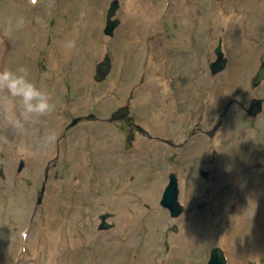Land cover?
I'll use <instances>...</instances> for the list:
<instances>
[{
    "label": "rangeland",
    "instance_id": "obj_1",
    "mask_svg": "<svg viewBox=\"0 0 264 264\" xmlns=\"http://www.w3.org/2000/svg\"><path fill=\"white\" fill-rule=\"evenodd\" d=\"M222 1L161 0L159 4L160 27L172 41L171 48L166 50L162 60V63L172 67L165 69L166 72L162 74V78L165 75L172 77L176 81L175 86L178 82H182L181 89L186 93L191 91L193 93L196 87L201 86L208 97L219 93L218 103L223 95L224 102L211 111L208 117L193 121L192 117L197 113L198 105L185 100L176 101L174 108L183 113V116L177 122L163 126L159 135H154L145 122L149 119L151 111L159 104V99L155 101L156 105L153 102L150 109L144 103L142 87L138 86L140 90L135 87L139 82L134 83L136 77L140 79L142 77V66L146 69L149 64L145 62L143 65V61L136 58L138 45L129 50L121 49L122 42H127L125 37L119 34V29L123 24V17L120 15L122 0H119L120 7L115 16L111 17L120 19V24L114 29L113 35L105 33L107 13L113 0H40V3L34 6L29 0H0V33L5 34L4 25L8 19L15 21L23 17L25 21L23 29L10 37L11 52L8 51L5 56L0 49V66L2 67L1 58L3 57H5L7 68L16 69L23 66L21 61L24 54L28 48L32 49V56L27 60V67L31 66L32 70L30 71L31 78L38 86L42 85L49 92L51 102L55 106L49 116L40 118L41 123L37 126V135L42 137L47 131L44 121L48 117L59 113L61 120L59 135L54 145L58 151L52 158L46 159L43 167L37 172L29 166L28 158L21 153L18 158L14 159L15 162L11 166L8 149L11 146V149L18 150L17 141L21 136H18L6 124L0 125V172H3V175L0 173V264H88V255L97 251V246L104 247V242L99 240V236H107L111 239L115 231L121 228L120 210L112 207L106 199L116 190L132 198L133 202L139 201L146 210H149L152 204L149 200L143 199L141 194L149 189L148 185L150 186L154 177H160L161 174H163L161 175L163 184L158 189L157 204L162 211L166 212L169 219L163 218L160 224H156L159 220L151 219V224L155 227L153 229L154 250L157 251L155 258L166 259L173 252V264H208L212 247L225 246L220 241L211 242L212 239L196 226L194 229L201 237V244L196 242L191 247L189 246L185 254L176 253L170 238L171 234L181 231L182 224L179 220L187 211L204 210L207 212L212 203L216 204L214 210L211 209L214 214H217L218 210L231 212L236 207V189L225 181H219L220 178L214 180L212 167L216 155H210L209 147H204L200 143L194 145L195 136L198 133H203L206 138L213 139L219 137L221 130L224 131L222 144L228 161L229 159L242 160L244 156L249 155L252 159H259V163L245 170L246 172L255 168H264V108L255 117L248 113L251 99L254 96L264 97V80L257 87L253 84L257 71L264 62V52L257 57L244 56L239 53L236 58L242 62L243 69L238 71V77L241 79L248 77V89L240 94L228 92L225 74L230 75L235 57L227 47L226 25L222 23L218 29L211 25L215 21L213 5ZM180 2L186 6L187 13L193 14L190 25L189 23L183 24V19L179 15L178 4ZM89 4L103 8L99 24L94 19H87L91 26L99 30L95 33L99 34L98 45L87 46L90 43V35L86 31L80 36L73 37L74 41H79L76 48L79 53L69 55L56 51L54 36L58 34L57 27L60 23L72 26L76 22L80 26L83 16L92 13L89 11ZM224 9L227 13L231 10L230 8ZM200 20L202 25L198 29ZM60 33L61 31L58 35H61ZM184 33L186 38H184ZM263 36L264 31L259 34V38L263 39ZM220 40L223 42L228 64L223 70L212 75L210 63L216 58L215 48ZM183 42L188 47L184 48L177 44ZM255 42L261 43V41ZM2 44L5 45V43ZM105 53H109L112 57L113 69L107 79L98 82L95 79L96 66ZM52 55H57L58 62L60 60L61 65H65V69L61 72L51 62ZM180 55L182 61H177L176 64L173 60L175 57L178 60L177 56ZM171 61L174 65L170 64ZM59 74L60 76L57 77ZM181 76L186 82L181 80ZM54 78H58L59 82L56 83ZM195 101L196 104H205L203 101L199 103ZM122 105L130 106L134 119L110 121L112 112ZM234 107L239 108L241 112L236 113L235 120L228 124L227 118L231 117L230 114ZM74 117L81 119L74 126H70ZM219 119L222 120L219 122ZM50 120L52 122V119ZM80 127L89 137H93L99 145L103 146L101 148L103 151L97 153H94L92 149L84 148L85 161L90 167L85 177L73 171V159L68 155L69 147H76L75 144L79 142L73 133ZM129 133H132V146L126 148ZM141 135L156 141L158 145L154 151L147 152L145 159L140 161L138 158H132L137 149V140ZM62 139L66 140L61 145ZM21 141L29 149L35 151L40 149L36 144L35 136L31 135L30 141H24L22 138ZM188 144L193 145L192 152L199 151V154H191L192 157L187 159V162L180 163V152ZM113 145L116 148L114 154L110 152ZM102 152H105L107 159L110 154L111 159L106 161L100 159ZM206 158L209 159L206 160ZM225 159L223 156V161ZM22 160L25 164L19 171ZM133 160L138 161L140 165H134ZM104 162L109 167L102 172ZM227 164L232 165L233 163L228 162ZM202 169L209 170V175H201ZM172 171L179 176V201L185 206L184 213L179 216H172L170 209L161 202L163 190L169 181V173ZM154 172L160 174L155 175ZM182 173H186L191 179L193 190L200 189L202 198H196L191 203L183 201L184 177ZM149 175H152L150 179H148ZM81 181H83V187L75 191V188L81 185ZM43 185H45V194L42 204L39 205L37 201ZM51 185L58 188V197L54 199L57 201L58 214L50 209L46 210ZM106 212L111 213L112 216L108 217L107 221L113 223L114 226L100 228L103 223L100 214ZM88 220L93 222L92 227L88 225L90 223ZM37 225H39L38 228ZM144 225L145 221L142 220L140 228ZM203 225L205 226V222ZM44 226H50V238H48L49 244L41 247L42 245L38 244L40 236L37 233L41 230L43 234ZM71 235L77 237L81 249V257L75 260L72 256L62 258V252L73 245L69 243ZM259 237L258 233L252 232L250 240H257L260 250H263L264 238ZM60 242H63V249L59 246ZM237 242L236 240L232 242L239 255L237 264H264V252L255 255L257 251L254 253L251 251L245 256L246 250H240ZM105 244L107 245L105 250L111 254L110 264H123L125 260H122V255L124 254L116 252L109 242ZM236 252L232 250V257L235 259L237 258ZM128 253L130 258L136 255L135 250L131 248ZM145 256L148 258L150 254L146 253Z\"/></svg>",
    "mask_w": 264,
    "mask_h": 264
},
{
    "label": "bare ground",
    "instance_id": "obj_2",
    "mask_svg": "<svg viewBox=\"0 0 264 264\" xmlns=\"http://www.w3.org/2000/svg\"><path fill=\"white\" fill-rule=\"evenodd\" d=\"M29 2L32 6L35 5L32 0H29ZM36 3L39 4L40 0H36ZM160 3L161 0H154L152 2H149L148 0H122L120 15L123 17V24L119 29V34L122 35L123 38L125 37L127 41L126 43L122 42L123 47L121 49L129 50L133 46L138 45V48L136 49V58L141 59L143 65L145 62L149 64L146 69H143L142 66V77L140 79L137 76L134 83L139 81L135 87H137V89L138 86L142 87L141 93L145 99L144 103L150 109L153 102L154 105H156L155 101L159 99V104L151 111L149 119L145 122L150 132L155 135L161 133L163 126L173 124L183 116V113L174 108L176 101L179 102L180 100H185L193 105H198L197 113L192 117L193 121L203 119V114L205 112L210 113L211 111H214L220 103L224 102L223 95H221V99H219L218 103L217 99L219 93L208 97L207 93L203 92L201 86L196 88L193 93L192 91L186 93L181 89L182 86L179 82L174 86L173 78L170 79V82L165 80V76L162 78L165 69L167 67H172L168 64L162 63L166 50L171 48L172 41L163 33L164 31L160 27ZM178 6L180 8L179 15H181L183 19V24L189 23L190 25V20L193 18V14L187 13V8L182 2H180ZM213 6L215 21H213L211 25L215 29H218L222 23L226 25L227 47L235 57L230 75L225 74L227 76L228 92L238 94H240V92L245 93L248 89V77L245 76L242 79L238 77V71L243 69V65L236 57L239 53L244 56L257 57L264 52V38H259V34L264 31V0H223L222 2L215 3ZM224 8H230L231 10L227 13ZM89 11L92 13L83 16L80 26L77 25V22L76 24H72V26L70 24L60 23L57 27V32L59 34V31H61V35L56 33V36H54V46L56 51L69 55L76 52L79 53L76 49L79 45V41H74L73 37L80 36L86 31L90 35V43L87 46L92 47L94 44L98 45L99 34L96 35L95 33L99 30L95 26H91L87 19H94L96 23L99 24V22H101L103 8L89 4ZM202 15L204 14L202 13ZM94 16L95 18H93ZM201 25L202 22L200 20L198 21V29ZM211 25L210 28H212ZM185 31L189 34L187 30ZM184 38H186L185 33ZM68 41H74L75 47L70 50L65 49L64 45ZM255 41H261V43L259 44ZM177 44H180V46L184 48L188 47L184 42ZM235 44L236 46H234ZM7 47L8 49L4 52H11V38L8 36ZM0 48H3L1 34ZM86 54L88 56V53ZM31 56L32 49L28 48L21 61V63H23L22 65L28 68L29 72H32V70L31 66L27 67V60ZM177 57L179 58L176 60L175 57L176 64L177 61H182L181 55ZM1 62L2 66L4 65V68H6V62L3 64V58H1ZM51 62L54 64L55 68H59L60 72L65 69V65H61L60 60L58 62L57 55L51 56ZM59 76L60 74L57 77ZM54 81L57 83L59 82V79L54 78ZM161 84H163V86H161ZM201 95L203 96L202 98ZM241 98L243 99L242 96ZM195 100H197L198 103L199 101H203L205 104H196ZM233 112L230 114L231 117L227 118L228 124L229 122H233L236 118V113L241 111L239 108L234 107ZM50 119H52L53 123ZM44 123L47 125V130L53 129L59 135L58 131L61 126L59 113L52 117H48ZM1 124L5 123L0 120V125ZM224 134L223 131V133H221L222 138L215 137L210 139L206 138L203 133H198L195 136L196 143L194 145H199L200 143L204 147H209V151L211 152V154H209L211 156L216 155V160L212 167L214 169V180L220 178L221 180L219 181H225L236 189V207L231 212H226L225 210H218L217 212L215 210L217 214H214L211 209L214 210L216 204L212 203L207 212L204 210L199 212H185L179 220L182 224L181 231L177 234L170 235L173 242V249L176 253L185 254L188 252L191 245L200 241V237L198 233H196L194 226L207 234L212 239L211 242H223L226 246H229L231 250H233L232 242L234 240L238 241V248L242 251L246 250L245 256L251 251H257L256 255L260 252H264V249L260 250L257 240H250L252 232L258 233L260 235L259 238H264V168H255L246 172L245 170L259 163V159H252L250 158L252 156L249 155L244 156L242 160L232 161V159H229L228 161L226 157L227 153H225V148L222 144ZM73 135L77 136L76 140L79 142L75 144L76 147H69L68 155L73 159V171L85 177L84 175L88 173L90 167L87 165L88 162L86 163L85 161L84 148L92 149L94 153H97L103 151L101 150L103 146L99 145L93 137H89L82 127L75 131ZM21 138L24 141H30L31 135L23 136ZM21 138H18L17 147L22 144ZM64 140L66 139H62L61 145ZM157 145L158 143L156 141L150 140L144 135L139 136L136 144L137 149L135 150L132 159L138 158L140 161L141 159H145L146 153L154 151ZM192 146L193 145L185 146L181 151L179 158L180 163L187 162L186 160L192 157L191 154H199V151L192 152ZM115 149L116 148L113 145L110 152L114 154ZM57 151V147L53 145L47 149L40 148L38 151L29 149L24 155L28 158L29 166L34 168L37 172L45 164L44 161L52 158ZM8 154L11 166H13L15 162L14 159L18 158L20 152L17 149H11V146H9ZM104 154L105 152H102L99 158L103 161L111 159V156H109L110 154H108V159ZM223 156L226 158L224 161ZM206 160H208V158H206ZM133 161L134 165H140L138 161ZM227 161L233 164L229 165L227 164ZM108 167L109 165L104 162L102 172L106 171ZM158 173L159 172H154L155 175ZM161 175L160 177L155 176L150 186L148 185L149 189L141 194L143 199L145 198L147 201L149 200L152 204V207L149 210H146L139 201L133 202L132 198L124 196L116 190L106 199L112 207L120 210L119 222L121 228L115 231L111 239H108L107 236H99V240L104 242V247L97 246V251H93L89 255L87 254L89 256L88 264H110L111 254L107 253L105 250L107 247L105 242H109L110 246L113 245L116 252L124 254L122 255V260H125L123 261V264H173V252L169 254L166 259L155 258V255L157 254V251L154 250L155 245L153 241L155 238L153 229L155 227L152 226L151 219L159 220L156 224H160L163 218L166 220L169 219L167 218L168 216L166 212L162 211L157 204L158 189L161 188L163 184V177H161ZM182 175L184 177L183 201L191 203L196 198H202L203 195L199 188L195 190L192 189V181L187 174L182 173ZM151 176L149 175L148 179H150ZM209 182L210 180L208 183ZM82 184L83 181H81V185L77 187L79 189L75 188V191L80 190L83 187ZM57 192L58 188L51 185L46 206V210L49 211L50 209L56 214L59 213L56 208L57 201L54 200L58 197ZM213 195H215V193ZM142 220L145 221V225L143 228H140ZM88 222H90L88 225L92 227L93 222L90 220H88ZM204 222L205 226L203 225ZM38 226L39 225H37V228ZM49 228L50 226H44L43 232H45L41 234V230H39L37 233L40 236L38 244L42 245L41 247L49 244ZM77 240V237L71 235L69 243H73V245L62 252V258L72 256L73 260H75L76 258L81 257L80 243L79 240L78 242ZM59 246L63 249V242H60ZM77 248H79L78 251L74 252ZM130 248L135 250V257L130 258L128 253ZM234 251L236 252V246L234 247ZM126 253H128V256H126ZM146 253H149L150 257L146 258ZM235 262V257L230 256L229 264H235Z\"/></svg>",
    "mask_w": 264,
    "mask_h": 264
},
{
    "label": "clouds",
    "instance_id": "obj_3",
    "mask_svg": "<svg viewBox=\"0 0 264 264\" xmlns=\"http://www.w3.org/2000/svg\"><path fill=\"white\" fill-rule=\"evenodd\" d=\"M24 25L23 17L15 21L8 19L4 25L5 35L12 37ZM74 47V41H68L64 45L67 50ZM51 100L49 92L31 78L28 68L19 66L16 69L6 67L0 70V120L18 136H35L36 144L41 149L55 145L58 138V133L53 129H48L42 137L37 135L40 118L49 116L54 110ZM18 151L24 154L29 148L21 144Z\"/></svg>",
    "mask_w": 264,
    "mask_h": 264
},
{
    "label": "water",
    "instance_id": "obj_4",
    "mask_svg": "<svg viewBox=\"0 0 264 264\" xmlns=\"http://www.w3.org/2000/svg\"><path fill=\"white\" fill-rule=\"evenodd\" d=\"M118 7H119L118 0H114L108 12V23L105 29L106 33L113 34L115 27L119 24L118 19L117 20L111 19L112 15L115 14ZM217 53L219 54L220 58L212 64L213 72H218L226 66V59L223 58L220 49H217ZM111 67H112L111 57L109 56V54H106L104 59L100 61L96 66V74H95L96 81L98 82L103 81L111 71ZM263 78H264V66H262L261 69L259 70L258 76L255 79V84L260 83ZM261 109H262L261 101L255 100L252 108L250 109V113L257 114ZM129 112L130 109L128 105L122 106L113 113L110 120L112 121L116 119H127ZM79 120L80 118H74L71 125H75ZM23 166H24V162L21 163L20 170L23 168ZM203 174H207V172L203 171ZM41 192L43 193V191ZM178 198H179L178 178L175 173H171L170 181L164 190L162 204L170 209L171 214L173 216H178L180 215V213L184 211V206L181 205ZM41 201H42V197L40 196L38 202L41 203ZM107 216H109V213L103 214L101 216V218L103 219L101 228H109L112 226L109 222L106 221ZM209 264H226V261L223 258L221 254V250L219 248H215L213 250L212 258L209 261Z\"/></svg>",
    "mask_w": 264,
    "mask_h": 264
},
{
    "label": "snow or ice",
    "instance_id": "obj_5",
    "mask_svg": "<svg viewBox=\"0 0 264 264\" xmlns=\"http://www.w3.org/2000/svg\"><path fill=\"white\" fill-rule=\"evenodd\" d=\"M33 2H35V0H33Z\"/></svg>",
    "mask_w": 264,
    "mask_h": 264
}]
</instances>
